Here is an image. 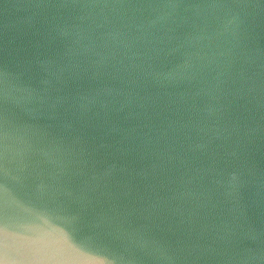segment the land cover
I'll use <instances>...</instances> for the list:
<instances>
[{"label": "water", "instance_id": "95a60500", "mask_svg": "<svg viewBox=\"0 0 264 264\" xmlns=\"http://www.w3.org/2000/svg\"><path fill=\"white\" fill-rule=\"evenodd\" d=\"M0 264H264V0H0Z\"/></svg>", "mask_w": 264, "mask_h": 264}]
</instances>
